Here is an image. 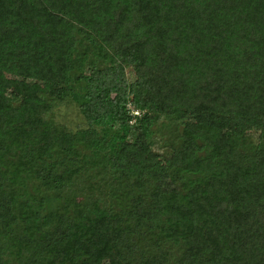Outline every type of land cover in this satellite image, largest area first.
Here are the masks:
<instances>
[{"label":"trees","instance_id":"trees-1","mask_svg":"<svg viewBox=\"0 0 264 264\" xmlns=\"http://www.w3.org/2000/svg\"><path fill=\"white\" fill-rule=\"evenodd\" d=\"M79 28L108 66L77 64ZM53 103H74L87 127L55 124ZM9 120L42 139L40 170L109 150L118 197L182 244L181 264H264V0H0V147ZM1 164L0 264H171L122 248L117 217L102 211L59 225L23 216ZM62 196L57 218L69 213Z\"/></svg>","mask_w":264,"mask_h":264},{"label":"rangeland","instance_id":"rangeland-1","mask_svg":"<svg viewBox=\"0 0 264 264\" xmlns=\"http://www.w3.org/2000/svg\"><path fill=\"white\" fill-rule=\"evenodd\" d=\"M82 33L84 31L80 28L79 32H75L74 35L80 40L76 39L77 43L74 44L71 51L77 64L84 71L92 65L108 66L111 59L107 49L99 41L93 42ZM53 105L52 110L48 113V118L55 124H62L70 132L76 131L80 127H87L84 117L74 103H53ZM32 135L26 125H19L17 120H9L0 147L1 171L5 178L2 189L11 200L14 209L23 216H35L42 225L46 223L59 225L62 221L69 224L70 220L74 221L75 218L83 223L94 213L102 211L109 216L117 217L121 233L120 245L129 253L152 255L153 251H161L159 253L164 252L171 256V264L182 263L184 256L182 244L172 236L162 237L156 234V231L148 226V223L137 219L118 197L112 173L107 169L111 156L109 150L96 144L85 153L76 150L74 154L66 155L64 157L66 162L55 160L46 169L40 170L37 161L39 154L37 148L42 146V139ZM258 139L259 132L257 130L247 132L245 147L251 143H257ZM153 141L154 148L159 150L157 140ZM57 150L60 149L57 148ZM58 152L60 157L61 151ZM24 171L39 172V178L33 183L21 186L17 180L19 172ZM63 194L66 195L69 204V213L57 218L55 209L57 206L59 207V200ZM45 199L47 201L43 202L42 206L36 205ZM49 201L52 207L49 205ZM29 226L36 232L35 239L45 241L44 236L38 232L35 225L30 224ZM132 232H136L137 235H143V233L148 235L145 236L148 240L144 242L146 250H142L136 244L135 237L137 235L129 238ZM45 249L46 247H43V252H48L49 249ZM43 259L46 261L44 256Z\"/></svg>","mask_w":264,"mask_h":264},{"label":"built area","instance_id":"built-area-1","mask_svg":"<svg viewBox=\"0 0 264 264\" xmlns=\"http://www.w3.org/2000/svg\"><path fill=\"white\" fill-rule=\"evenodd\" d=\"M132 113L139 114V111L136 109V110H133Z\"/></svg>","mask_w":264,"mask_h":264}]
</instances>
